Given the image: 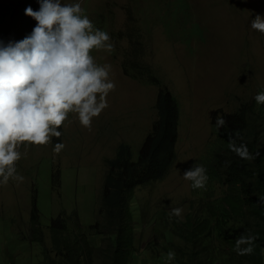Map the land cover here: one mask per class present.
<instances>
[{
	"label": "rangeland",
	"instance_id": "rangeland-1",
	"mask_svg": "<svg viewBox=\"0 0 264 264\" xmlns=\"http://www.w3.org/2000/svg\"><path fill=\"white\" fill-rule=\"evenodd\" d=\"M79 2L94 28L110 36L113 48L93 49L91 55L97 64L111 65L109 78L115 88L108 94V107L92 119L90 128L69 113L60 153L52 151L54 137L46 145L19 147L22 155L16 167L25 179L0 186V264H53L56 249L83 233L94 252L95 245L106 249L107 235L99 232L105 231L101 207L108 161L122 143L132 146L137 160L158 118L159 89L128 75L123 63L130 60L153 65L181 107L174 165L164 179L138 187L129 202L138 247L134 264H173L165 254L167 246L172 248V223L185 220L192 200L201 199L183 172L194 163L203 166L211 155L219 133L217 116L245 111L259 146H264V104L254 100L264 90V34L250 27L257 14L264 16V0ZM28 5L39 8L38 0H0V40H20L32 31L37 22L24 13ZM35 199L44 229L42 243L31 240ZM175 207L182 209L181 219L170 216ZM55 218L65 221H59L66 239L60 246L54 241ZM174 240L185 246L176 235ZM105 253L96 250L94 264H104Z\"/></svg>",
	"mask_w": 264,
	"mask_h": 264
},
{
	"label": "trees",
	"instance_id": "trees-1",
	"mask_svg": "<svg viewBox=\"0 0 264 264\" xmlns=\"http://www.w3.org/2000/svg\"><path fill=\"white\" fill-rule=\"evenodd\" d=\"M132 64L124 63L128 75L141 77L144 83L159 88L158 119L137 160L132 146L122 143L116 157L108 161L109 172L101 207V214L106 219L105 231L99 232V235H107L104 242L108 245L106 249L103 245H95L96 250H106L104 264H134L138 247L129 202L138 187L164 179L178 155L181 121L178 99L151 65L141 61ZM223 119L224 123L217 125L219 139L212 141L213 151L203 163L209 182L206 187L197 189H201V199L192 200L193 209L185 220L172 223L173 232L168 240L172 248L167 246L165 254L167 257L169 251L174 252L173 259L167 257L173 264H264V146H259L256 128L250 129L245 111L226 115ZM58 130L61 136L54 137L55 142L63 137L64 123ZM245 150L248 157L239 154ZM36 203L35 199L31 240L42 243L44 229L40 225L41 215ZM59 221L64 220L55 218L52 224L57 246L66 240ZM175 235L185 246L176 243ZM248 235L255 236L254 250L251 254L238 255L236 241ZM91 244L86 233L78 235L75 241L67 239L65 246L56 249L58 256L53 264H94L92 257L96 250L94 252V244ZM44 252L50 260L48 247Z\"/></svg>",
	"mask_w": 264,
	"mask_h": 264
},
{
	"label": "clouds",
	"instance_id": "clouds-1",
	"mask_svg": "<svg viewBox=\"0 0 264 264\" xmlns=\"http://www.w3.org/2000/svg\"><path fill=\"white\" fill-rule=\"evenodd\" d=\"M38 3V10L31 5L24 9L37 22L28 35L7 43L0 40V186L10 180L24 181L16 167L21 145H46L52 137H60L58 129L69 113H75L80 124L90 128L92 119L108 107V94L115 88L109 78L111 65L97 64L91 55L93 49L110 51V36L94 28L82 14L79 0ZM250 27L264 34V16L257 14ZM254 100L264 104V90L258 91ZM216 123L222 125L223 117L218 115ZM64 147L57 141L52 151L58 154ZM239 154L249 155L246 150ZM183 178L191 181L193 189L203 188L208 179L205 168L195 163L184 170ZM172 215L181 219L182 209L172 208ZM254 240L252 235L237 239V254H251ZM167 257L173 259L174 252L169 251Z\"/></svg>",
	"mask_w": 264,
	"mask_h": 264
},
{
	"label": "crops",
	"instance_id": "crops-1",
	"mask_svg": "<svg viewBox=\"0 0 264 264\" xmlns=\"http://www.w3.org/2000/svg\"><path fill=\"white\" fill-rule=\"evenodd\" d=\"M159 263V262H158Z\"/></svg>",
	"mask_w": 264,
	"mask_h": 264
}]
</instances>
